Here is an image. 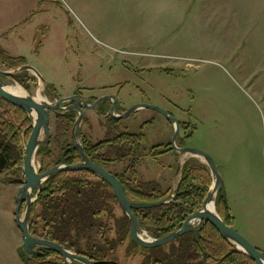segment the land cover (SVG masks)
<instances>
[{"label": "rangeland", "instance_id": "1", "mask_svg": "<svg viewBox=\"0 0 264 264\" xmlns=\"http://www.w3.org/2000/svg\"><path fill=\"white\" fill-rule=\"evenodd\" d=\"M0 36L10 54L26 57L43 78L30 70L29 88L14 78H6L8 85L36 98L40 89L50 101L78 92L91 100L114 95L116 113L151 104L178 118L184 124L178 143L212 155L233 227L264 251V0H0ZM107 113L86 111L85 138H106ZM120 120L132 133L143 130L148 147L171 145L175 127L159 111L142 108ZM51 131L49 147L36 157L42 171L72 142L56 137L55 113ZM24 156L0 174V264H26L15 219ZM170 157L147 158L143 179L169 186L177 172L167 167ZM125 166L114 160L107 168L119 173ZM111 204L122 217L120 204ZM40 211L37 205L32 219ZM105 218L115 237V218ZM132 241L130 234L118 248L121 264L144 261L142 247L127 252Z\"/></svg>", "mask_w": 264, "mask_h": 264}, {"label": "trees", "instance_id": "2", "mask_svg": "<svg viewBox=\"0 0 264 264\" xmlns=\"http://www.w3.org/2000/svg\"><path fill=\"white\" fill-rule=\"evenodd\" d=\"M1 40L0 36V64L3 68L17 70L28 64L26 57L10 54ZM14 79L26 88L30 87L31 79L27 71L17 73ZM47 87L52 89L49 84ZM100 113L106 114L107 110ZM106 117V138L93 142L84 137L86 154L106 168L114 160L126 162L123 170L112 173L119 178L131 200L156 202L166 198L171 189L164 190L156 180H142L139 168L147 157L157 159L172 151L170 144L148 147L143 130L132 133L121 120L111 115ZM75 120L76 112L56 115V137L63 138V142L67 137L72 139L71 130ZM32 124V116L0 96V174L18 166V160L25 153ZM181 128H184L183 123ZM49 143L39 148L37 157L47 150ZM80 161L79 151L73 147L72 142H66L61 148L57 164L71 165ZM20 181L23 183L24 177ZM212 183L213 177L208 166L188 159L183 166L179 190L173 201L156 207L134 209V212L149 234L161 238L180 228L189 214L203 206ZM113 201L119 203L110 184L90 171L55 173L48 178L44 190L31 207V233L57 241L91 260L121 264L118 248L125 244L131 234V221L124 211L122 217L116 218L111 204ZM37 205L41 206V211L34 220L32 216ZM216 209L224 221L233 226L234 217L222 188L216 197ZM106 213L115 218V237L110 235L112 226L109 218H105ZM166 245H169L168 250ZM133 246L142 247L146 251L142 264H257L227 241L210 223L198 233L188 232L163 246L148 248L132 241L127 252L131 253ZM41 259L37 260L38 264H64L61 255L50 248H42ZM26 264L35 262L28 259Z\"/></svg>", "mask_w": 264, "mask_h": 264}, {"label": "water", "instance_id": "3", "mask_svg": "<svg viewBox=\"0 0 264 264\" xmlns=\"http://www.w3.org/2000/svg\"><path fill=\"white\" fill-rule=\"evenodd\" d=\"M30 70L35 71L40 80L43 79L38 71L29 64H26L17 70H7L2 66L0 67V96L11 104L21 107L33 118V129L25 145L24 182L19 189L17 207L15 209L16 222L23 232L24 242L22 244V254L26 259H30L31 254L33 253H41L40 249L42 248H50L61 255L64 264L106 263V261L91 260L88 257L65 247L57 241L34 236L30 230L31 207L37 200L39 193L44 190V184L48 178L58 172L87 170L106 180L110 184L121 208L131 221V237L138 245L148 248L163 246L188 232L198 233L206 224L210 223L227 241L235 245L239 251L247 254L257 264H264V251L254 246L233 226L228 225L218 213L216 209V197L221 188L225 193L224 180L219 171L218 165L212 155L208 152L197 147L180 145V143H178V140L181 138V122L178 118L172 116L163 108L151 104H138L123 113H116L120 101L114 95L97 98L94 102H90L88 97L81 95H71L56 99L55 101H50L46 98L39 100L35 96L29 94L26 90V93L24 94H15L8 90L6 78H14L17 73ZM104 101H112L113 104L107 114L118 120L129 117L133 112L139 109L148 108L163 113L170 121H172L175 127V133L170 146L173 153L180 157V160L176 169L177 172L175 174L173 187L166 198L156 202L131 200L125 193L119 178L105 166L93 161L86 154L84 149V136L82 134V126L86 118V110H97L100 104ZM69 102L72 104L68 105ZM72 112L78 113L71 130V135L73 139V147L79 151L81 161L71 165L61 163L45 171L38 169L36 165L37 152L41 146L48 144L51 140L52 113L58 115ZM190 157L200 158L208 166L213 177L212 186L204 200L203 206L196 212L189 214L180 228L161 238L153 237L144 228L142 222L135 214L134 209L156 207L173 201L179 190L183 166ZM210 206H213V209Z\"/></svg>", "mask_w": 264, "mask_h": 264}, {"label": "crops", "instance_id": "4", "mask_svg": "<svg viewBox=\"0 0 264 264\" xmlns=\"http://www.w3.org/2000/svg\"><path fill=\"white\" fill-rule=\"evenodd\" d=\"M165 156H171L170 157V159H169V161H168V164H167V167L169 168V170H171L172 172H174L175 170H176V168H177V166H178V163H179V160H180V157L178 156V155H176L175 153H173V151H169V152H167V153H165V154H162L161 156H159L158 158H160V157H165ZM147 158H149V157H147ZM146 158V159H147ZM152 158V157H151ZM157 158V159H158ZM146 159L141 163V165H140V168H139V174H140V178L142 179V180H144L143 179V177H142V174H143V172H144V168L145 169H148V163H146ZM153 162H156L157 160L156 159H154L153 158ZM200 162H202V160L200 159ZM150 164V163H149ZM157 166V165H156ZM156 181H158L161 185H162V187H163V189L164 190H169V189H171L172 187H173V184H174V179H172V182L170 183V185L168 186V185H166V184H164V182H163V180L162 179H160V180H157V179H155ZM145 181V180H144Z\"/></svg>", "mask_w": 264, "mask_h": 264}, {"label": "bare ground", "instance_id": "5", "mask_svg": "<svg viewBox=\"0 0 264 264\" xmlns=\"http://www.w3.org/2000/svg\"><path fill=\"white\" fill-rule=\"evenodd\" d=\"M7 88H8V90H10L11 92H13L15 94H24V93H26L25 89L22 86H20V85H8ZM44 96H43L42 90L40 89V92H39V95H38V99L39 100L45 99ZM210 207L213 209V206H210ZM21 248H22V246H21ZM25 260H28V259L25 258Z\"/></svg>", "mask_w": 264, "mask_h": 264}, {"label": "flooded vegetation", "instance_id": "6", "mask_svg": "<svg viewBox=\"0 0 264 264\" xmlns=\"http://www.w3.org/2000/svg\"><path fill=\"white\" fill-rule=\"evenodd\" d=\"M74 95H81V96H84V97H86L85 95H83L82 93H80V92H78V93H75ZM89 99H90V102H94L95 100H91V97H88ZM97 99V98H96ZM107 102H110V104H109V108H108V110H107V112L109 111V109H110V107H111V105L113 104L112 103V101H107ZM69 104H72L71 102H69L68 103V105ZM102 104V103H101ZM101 104H100V106H99V108L97 109V111H99V113L101 112V109L100 108H103V107H101ZM87 111V110H86ZM76 114H77V116H78V113L76 112ZM84 136V135H83ZM72 144H73V139H72ZM56 165H58V164H56ZM40 251H41V253H42V249H40ZM41 253H33V254H31V258L30 259H32V260H42L41 259Z\"/></svg>", "mask_w": 264, "mask_h": 264}]
</instances>
